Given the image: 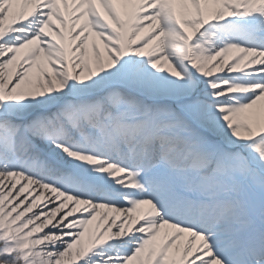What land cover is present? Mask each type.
Instances as JSON below:
<instances>
[{"label":"snow or ice","instance_id":"1","mask_svg":"<svg viewBox=\"0 0 264 264\" xmlns=\"http://www.w3.org/2000/svg\"><path fill=\"white\" fill-rule=\"evenodd\" d=\"M0 264H264V0H0Z\"/></svg>","mask_w":264,"mask_h":264}]
</instances>
